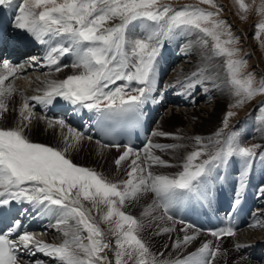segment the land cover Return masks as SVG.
Returning a JSON list of instances; mask_svg holds the SVG:
<instances>
[{"label":"snow or ice","instance_id":"6c2138e0","mask_svg":"<svg viewBox=\"0 0 264 264\" xmlns=\"http://www.w3.org/2000/svg\"><path fill=\"white\" fill-rule=\"evenodd\" d=\"M13 2L0 0V7H11ZM200 2L216 7L215 0ZM237 3L243 12L249 11L244 0H237ZM258 12L264 14V4ZM218 15L219 9L208 11L194 5L174 9L162 0H21L16 8L14 27L23 38L49 46L44 56L45 66L60 72L68 67L60 64L61 59L71 55L74 57L71 67L80 72L61 81H47L42 95L23 99L16 127H0V208L12 201H27L43 214L54 217L55 224L51 226L64 237L60 244L48 243L37 234L21 231V221L13 220L6 233H0V264H24L19 258L21 252L31 256L42 253L54 264H113L106 250L114 251V264H214L221 249L219 244L213 247L211 241L204 242L196 252L183 259H158L141 238L143 222L122 209L127 201L152 194L153 202L143 215L151 216L160 210L161 219L167 215L172 220L168 214L177 202L185 197L205 195V186L214 169L226 166L234 157L244 162L238 181L239 191L233 201L239 206L246 188L245 178L259 145L242 146L234 132L222 140L223 129L215 133L216 139L207 143L196 136L197 149L186 156L182 171L176 176H168L151 170L154 166L173 167L153 155L152 149L175 150L183 147L181 144L161 145L149 140L142 150L143 156L131 145L101 144L103 148L124 149L114 161L117 169L122 162L129 161L127 178L113 182L68 158L67 153L83 138L80 131L70 127L63 118L37 117L34 109L36 104L47 108L60 99L94 113L101 124L137 116L152 97L156 62L164 41L180 32L196 34L201 48L208 49L215 57L224 58L227 83L237 97L232 107L243 106L258 95L264 96V82L257 85L253 75L244 72L246 61L237 58L240 50L234 47L237 38L232 36L225 21L216 19ZM138 21H147L155 27L141 38H129L130 26ZM256 27L264 31V22ZM30 59L33 64L39 63L36 57ZM22 68L23 65L8 62L0 65V117L8 111L7 101L16 92L13 85L5 82L15 78ZM214 75L207 65L198 66L182 82L177 81L185 89L180 94L192 95L201 85H205L203 90L207 91V85L214 82ZM259 112V119L264 123V106ZM234 115L233 111L226 113L223 128L228 127V120ZM33 118L45 120L49 128L58 125L65 147L60 149L28 139L25 129ZM64 129L68 135L63 134ZM153 135L183 139L165 132ZM69 136L72 142H69ZM259 192L264 196V187ZM84 201L91 207H86ZM93 209L99 214V220L92 214ZM2 219L0 212V221ZM179 222L185 225L181 231L186 234L174 242L175 249L192 243L205 231L197 229L193 234H187V229L194 226L183 220ZM101 224L108 225L107 231ZM173 230L165 227L163 232ZM207 233L219 241L236 236L237 230L227 226L209 229ZM108 235L115 237L114 245L106 239ZM235 247L239 250L242 246ZM159 255L163 256V253ZM29 264L45 262L35 260Z\"/></svg>","mask_w":264,"mask_h":264},{"label":"bare ground","instance_id":"6f19581e","mask_svg":"<svg viewBox=\"0 0 264 264\" xmlns=\"http://www.w3.org/2000/svg\"><path fill=\"white\" fill-rule=\"evenodd\" d=\"M221 2H222V0H221ZM16 5L17 4H12L11 7L4 6L5 7V13H6V21L8 24V28L10 29V39H12V41L18 42L17 44L20 46V48L17 47V49L20 51L22 50L21 48H22V45H24V44H27L28 48L33 47L34 50H32V51L26 50V52L31 51L30 53H26V56H23L25 53L23 50L22 51L23 53L21 54L22 58H24L23 61L11 60V58H9V56L3 57L1 59L0 65H2V63H4V62H8V63H11L13 65H23V68L20 69V71L17 73V76L15 78H10L9 81L5 82L6 85L11 84L16 89V92L13 94L11 99L7 101L8 111L5 112L3 114V117L0 118L2 120L0 127H5V128H11V127L17 126V124L19 123V120H20L18 111L22 105L23 99L31 98L32 96H36V95H42L47 81H50V80L61 81L69 75L78 74L80 72V69H75V68L71 67V64H72L73 59H74L73 56L70 59L68 67H64L60 72H56L53 67L45 66L46 62L44 61V56H45L46 52L48 51L49 46L48 45H41L34 40L26 39V38L22 37V34L20 33V31L14 27V16L16 14V8H17V7H15ZM235 19H237V18H235ZM133 27L134 26L131 27V34L129 35V38H141V33L137 32L138 30H140L141 27L138 26L134 29H133ZM142 33H143V30H142ZM177 35L183 36V33L181 32L180 34H177ZM177 35L171 37V39L174 40V44L176 43ZM182 41L187 42L185 44V46H188V47H186L185 49L183 48L181 51H178V52L177 51L171 52V57L174 58L175 61H174V63H171V64H168V62L166 61L167 65H164V67L165 68L171 67V70L167 74L166 79H165V83H163L162 88L156 89V91H159L158 93L156 91H153L152 97H151L152 99H158L159 103L162 106H165L162 103V101H164L162 94L166 92L167 94H165V95H167L169 97V101L174 98L176 100H179V103L170 104V105L168 104L167 105L168 107L163 111L164 114H166V115H162V116L154 115V118L152 116V119H155V118H157V119H156V122H155L153 130H152V136L150 138L152 143H155V144L157 143V141H155L157 135H153V133L159 132V129L163 125L164 118L170 117V119H179L180 125H179V128H177L176 132H177V135L182 136L183 139L182 140H176V144L183 145V147L179 148L178 150L185 151L187 149V153H186V155H185V153H183L182 158H179L178 160L177 159L173 160V161H175L176 164L171 163V160H170L171 158H168V156L165 157L166 158L165 161H167V160H168L167 162L170 161L169 163H171L173 166H175V168L180 167L181 170H182L181 166L184 163L185 158H186V157L184 158V155L187 156L193 150L197 149V145L195 143V140H193V138L196 135L197 136L198 135L204 136L206 134V133L201 132V130L199 129L200 126L205 124V123H208L211 119H214L215 117H217V114H216L217 112L215 113V111H216V108L218 106V101H219L220 97L222 96V94L226 93L228 91V84H227V82L224 81V78H223L224 73L222 72V69L219 67L218 70L216 69L217 72L216 73L214 72L215 73L214 82L207 85V88H208L207 91L203 90L205 85H201L200 89L195 91L192 95L180 94V93L185 92V89L182 88L181 85L179 83H177V81L182 82L184 80L185 76H188L189 74H191L192 71H194V68L196 66L207 65L211 69L210 65L219 63V61L221 59L219 57L215 58V56L212 55L213 59H211L210 62L209 61L207 62L206 57L211 54V52L208 49H203L200 47V45L196 46V47H192L190 49V44L193 45L194 42L190 38H186V39L184 38V39H182ZM164 43H166V42H164ZM178 48L180 49L181 47H178ZM163 50L168 51V48L163 49ZM175 50H177V48H175ZM17 54H19V52ZM253 55H254L253 57L256 58L258 61L257 65L262 67L261 59L258 57L260 54L257 55V53L254 52ZM31 57H36L37 61L39 63L33 64V62L30 59ZM162 57H165L164 53H163ZM157 60H158L159 65H160V60L158 58H157ZM160 66H161V69L163 70V66L162 65H160ZM262 69L264 70V65H263ZM0 70H2V69H0ZM62 74H65V76H63L61 78ZM174 84L176 85L175 87H173ZM133 86H135V85H133ZM56 102H65V101L58 99ZM31 103L35 104V102H31ZM53 105H51V107ZM256 106L257 105L254 102L253 104L250 105L249 109L248 108L247 109L250 112L251 110H255ZM48 108H50V106L45 108L42 105L36 104L35 109H34L36 116L37 117H40V116H47L48 117L49 115H46V113H45V109H48ZM85 114H86L85 110L81 109L80 115H85ZM180 114L182 117H184L183 120L179 118ZM214 114H216V115H214ZM11 121L15 122V124L8 123ZM211 122H212V120H211ZM215 122H216V120H215ZM217 122H219V120ZM236 122H234V123H236ZM66 123L70 127L76 129L74 126L69 124L67 121H66ZM254 123H253V125H255L256 127L262 125L258 121L254 122ZM221 124H223V122L218 124L217 127H221ZM44 128L45 129L47 128V123L45 122V120L33 118L30 126L26 128V131H27L26 133L28 135L30 134L31 137L32 136L37 137L40 134L43 135L42 133H43ZM234 129H231L230 131L225 132L224 135L220 139L223 140L226 136L232 134V131ZM217 130L220 131V129H217ZM63 134L68 135L66 129L63 130ZM46 136H48L51 139L52 138L56 139L57 137H61V129L59 128L58 125L55 127H52L45 132L44 137H46ZM211 136L213 137V134ZM87 137L88 136L83 135V138L78 142L80 144V146H83L86 144L87 145L94 144L93 143L94 139L92 138L91 139L92 141H91V140L87 139ZM30 138H28V139H30ZM69 139H72V137L69 136ZM214 139H212V140H214ZM30 140L32 142H35V143L45 141V140L34 141V139H30ZM95 140L99 141L97 139H95ZM41 144L48 145L46 142H41ZM101 144H102L101 142H100V144L97 143L96 147H97V150L100 151V153L103 157H106L107 154H110V155L115 154L116 157H118V153H120V151L122 152L124 150L123 148H121L119 151L115 148H103V147H101ZM48 146H52V144H50ZM56 146H52V147H56ZM56 148H60V147H56ZM62 148H64V147H62ZM74 148L75 147H73V149ZM191 148H192V150H191ZM75 151H77V149H75ZM102 153H104V155ZM67 156H68V158H70L73 161V163L77 164L78 166L88 167L87 164L85 165L84 163H79L78 161H76L74 158H72L68 154H67ZM141 156H143V154H141ZM233 161H234V159L232 158V161L230 162V165H229V166L232 165L230 167L231 171H234V169H236V168L237 169L242 168L241 165L239 167L236 166ZM197 162H199V161H197ZM225 167L226 166H221V169H224ZM166 168L169 169V167H166ZM91 169L96 170L97 172L101 173L104 176V174L101 172V170L99 168L92 166ZM164 169H165V167H164ZM250 173H252V175H255L254 180H255V182H257L258 178H257V172L255 170V166H254V170H250ZM217 177H219V178H217ZM110 180H111V178H110ZM226 183H227L226 177L221 174V175H217L213 179H211V185L210 186L212 187V189L218 188V189H222L223 191L227 190V192H228ZM249 189H250V184L247 185L246 193L244 191L242 192L241 197L244 196L245 200L250 202L252 200L250 199V196H249ZM225 194H226V192H225ZM150 195H152V194H146V195H144V197L149 198ZM225 203L228 204L226 201H225ZM258 203H259L258 206L260 208L256 209L257 210L256 218L253 220V222L248 223V225H249L248 227L243 228V229H239L237 231V234L235 236L236 241L234 243L235 245L233 246L232 251L233 252H241L240 251L241 249L237 250L235 247L236 245L239 244L242 246L241 248L244 252H251L253 254H256L257 257L260 256L259 257L260 258L259 263L264 264V196H262L259 191H258ZM84 204L86 207L91 206V204L87 201H84ZM249 204H250V206L253 207V205L251 203H249ZM23 206H24V210L27 209V213L31 216V221H34L33 223H35L37 221V223H35V224H37V228L40 229V230H35L33 232H30V233L37 234L39 239H41L45 242H48V243H53V244L62 243L64 237L62 235H60V231L57 232V228L51 226V225L55 224V218L54 217L43 214L39 209H37L33 205L29 204L27 201L23 202ZM218 206H219V209L217 211L215 210V212L210 214V217H212L213 215L216 216L215 221L212 218H210V222L212 225L211 227H214V225L217 224L215 226V229L221 228L223 226L219 217L223 216L226 213V211L223 210V207L221 206V204H219ZM237 207L238 206H235V208H237ZM258 210H259V215H258ZM143 211L145 212L146 208L143 209ZM255 211L252 210V214H255ZM92 214L94 216H96L97 220H99L100 216L95 209H93ZM158 214L161 215L162 212L160 211V212H158ZM233 214H234V212H233ZM139 217H141V216H139ZM143 218L142 219L138 218V220L142 221ZM165 219L168 220L167 218H165ZM199 221H201V220H199ZM194 222H197V221H194ZM253 225H256V226H253ZM101 227L103 229H105V231H107L108 225L101 224ZM49 230H50V232H49ZM187 230L190 232V234H193V232L197 229L190 228ZM199 237H202V238L203 237H211V235L208 234L207 232H202V234ZM106 239H108L114 245V242H115L114 236L108 235L106 237ZM223 239H226V237ZM253 244H255L256 247L251 249V246ZM257 246H261L262 248L259 249ZM106 255L108 256V259L110 261H113V264H114V260H115L114 251L106 250ZM41 256H42V259H40V260L44 261L45 264H49V260L51 258L46 256L48 258V260H47L48 262H46L45 261V255H43L41 253ZM246 256L247 255L245 254L244 255L245 259H246ZM32 257L33 256H31L25 252L20 253V259L22 261H24V264H29L30 261H33ZM248 259L251 260L252 258L248 257ZM129 264H130V262H129Z\"/></svg>","mask_w":264,"mask_h":264},{"label":"rangeland","instance_id":"374dc122","mask_svg":"<svg viewBox=\"0 0 264 264\" xmlns=\"http://www.w3.org/2000/svg\"><path fill=\"white\" fill-rule=\"evenodd\" d=\"M244 2H245V4H247L249 6V11L247 13L243 12L240 9L239 4L237 3V0H222V2H221V0H215V4H216L215 8L210 6V5L201 3L200 0H162V3L171 5L174 9H180L183 6H188V5L198 6V7L204 8L205 10H208V11H217V9H219V15L216 17V19L223 20L226 22L227 25L230 26V31L232 33V36L237 38V43L234 45V47H236L240 50L239 56L237 58L246 61V66H245L244 72L245 73H251L254 77V80L257 82V85H258V84L264 82V70L262 69V67L264 65V31H260L256 27V25L258 23L264 22V14H261L258 12V9L260 8V6L262 4H264V0H244ZM15 7H17V5ZM242 16H246V18L242 19L241 18ZM235 18H237V19H235ZM138 26H140V25H137L135 27H138ZM131 27L132 26H130L128 35L131 34ZM135 27H133V29ZM142 27L140 28V30L137 31L138 33H141V37L147 35L150 31L153 30V27H151L147 21H142ZM142 30H143L144 34L142 33ZM182 33H183V36L177 35V37H176L177 40H176V43L174 44V46H175V48H177V50H175V51L178 52V51H181L183 48L185 49L186 47H188V46H185V44L187 42L182 41V39H184V38L185 39L190 38L194 42L193 45L190 44V49L192 47L199 46V44L197 42V35L196 34L185 33V32H182ZM178 47H181V48L179 49ZM210 48H211V43L209 44V49ZM30 52L31 51L25 52L24 54L30 53ZM254 52H256L257 55L260 54L258 57L261 59L262 67L257 65L258 61L256 58L253 57ZM212 57L213 56L211 53L210 55H208L206 57V61L210 62L211 59H213ZM219 58H221L219 63L210 65V67H211V70H214L215 73L217 72V70L220 67L222 69V72L224 73V77H223L224 81L227 82V74H226V71L224 68V58L223 57H219ZM162 66H163V70L161 69L159 76L155 79L154 91H156L157 88H160V89L162 88L163 83H165L166 76L169 73V71L171 70V67L165 68L164 65H162ZM196 67H198V66H196ZM196 67L194 68V70L196 69ZM63 76H65V74H62L61 78ZM185 77H187V76H185ZM156 92L158 93L159 91H156ZM222 96L220 97V99L218 101V106H217L216 111H215V113L217 112L216 113L217 117H215L214 119H211L212 122L210 120L208 123L201 125L199 129L201 130V132L206 133V134L204 136L203 135H198V136L202 137L203 140L205 141V143H207L209 140H212L214 138L216 139L215 133L218 131L217 129H220V130L223 129V133H225V132H228L231 129L235 128L232 131V133L234 132L237 134L238 142L242 146L251 147L253 145H259V147L256 149L257 156L254 159V161L256 163L255 170L257 173H259V178L263 179L264 178V159H262L261 157H264V123H262L259 119V117L261 116V113L259 112V108L261 106H264V96L258 95L253 100L245 103L243 106L232 107V105L236 103L237 97H235V95H234L229 84H228V91L226 93H223ZM254 102L257 105L256 109L251 110L249 112L248 109H249L250 105L253 104ZM228 111H233L234 113H236V115L229 118L228 127L223 128V124H221V127H217L218 124H220L224 121L226 113ZM216 114H214V115H216ZM163 115H166V114H164V112H163ZM179 118L182 120L184 119V117H182L181 114H180ZM156 119L157 118L152 119L154 121V124L156 122ZM215 120H216V122H215ZM218 120H219V122H217ZM256 121H258L262 125L257 126V127L255 125H253V123ZM1 122H2V120L0 119V125H1ZM234 122H236V123H234ZM8 123L15 124V122H13V121L8 122ZM179 125H180L179 119H170V117L164 118L163 125L159 129V132H165V133H171V134L177 135L176 131H177V128H179ZM153 127H154V125H153ZM49 129L50 128L47 126L46 129L45 128L43 129V133H42L43 135L40 134L37 137L32 136L33 138L31 137L30 134L28 135L26 133L27 131L25 129V135L28 138L31 137L30 139H34V141L45 140V141H41V142H46L48 145L52 144V146L57 145L56 147H60V149L62 147H65L64 143L61 140V137H57L56 139L55 138L51 139L48 136L44 137L45 132ZM212 134H213V137L211 136ZM193 140H194V138H193ZM71 141H72V139H69V142H71ZM155 141H157L156 144H161L162 143L161 141H164L163 143H165V144H163V145L176 144V140L169 138V137L157 136ZM41 142H39V143H41ZM93 143L94 144H91V145L86 144L83 146H80L79 143H76L75 148L74 149L72 148L67 154L69 156H71L72 158H74L79 163H84L85 165L87 164L89 168H91L92 166L99 168L101 170V172L104 174V176L106 175L105 176L106 178H108L109 180L111 178V181L119 182V181L126 179L127 178L126 173L128 171L129 161L122 162V165L120 166V168L117 169L116 165L114 164V161L118 157H116L115 154H113V155L107 154L106 157H103L101 155L100 151L97 150V147H96L97 141L95 139H94ZM153 144H155V143H153ZM75 149H77V151H75ZM191 150H192V148H191ZM193 151H195V150H193ZM139 152H140V154H143V151H139ZM152 152H153V155L159 156L162 160H165L166 159L165 157L168 156V158H171L170 159L171 163L176 164L175 161H173V160H176V159L178 160L179 158H182L183 153H185V155H186L187 149L185 151H181L178 149L167 150V151H162L160 149H155V150L152 149ZM120 153H122V152L120 151ZM120 153H118V156L120 155ZM102 154L104 155V153H102ZM185 155H184V158L186 157ZM234 158L237 161H241V163H237V164L243 163V166H244V162L242 161L241 158H238V157H234ZM235 159L233 162L236 165ZM243 168L244 167H242V169ZM242 169L240 172H242ZM151 170L155 174H163V175H168V176H176L180 171H182L180 167L175 168V166H173L171 168L169 167V169L166 167L164 169L163 166H154ZM240 179H241V177L238 179V181ZM151 196L152 195H150L149 198H145L144 196H142L137 200L127 201L122 210L125 211L127 214H130L136 218L138 217V218L142 219L144 217L142 220V222L144 224V228H143V231L140 233V235H141V238L143 239V241L149 247L150 252L152 253L153 256H156L158 259L168 260V261H175L177 258L183 259V258L187 257L188 255H190L191 253L196 252L197 249L204 242L211 241L213 244V247H215L217 244H219L220 249H221V254L217 256L216 260L214 261V264H261V263H259L260 260H257L256 257H255L256 259L253 257V259L250 260L246 256V259H245L244 258L245 252H242L241 250H240L241 252H233L232 251V248L235 245L234 243L236 241L235 236L234 237H226V239H221L219 241H217L216 238H214L212 236L211 237H203V238L198 237L192 243H190L186 246H182L180 249L173 248L172 245L174 244V242L177 239H182L183 236L186 234L185 232L181 231V229L183 227H185V225L180 224L173 219L169 220L167 218V216L166 217L163 216V218L161 219L160 216H162V214L161 215L158 214V212H160L159 210L154 211L151 216L145 217L143 215V213H144L143 209L146 208V210H147L148 206L152 204L153 196L152 197ZM138 215L141 217H139ZM165 218H167L168 220H166ZM165 227L172 228L174 230L171 232L165 233V232H163V229ZM49 232H50V230H49ZM57 232H59V230H57ZM187 234H190V232L188 230H187ZM60 235H62L61 232H60ZM160 253H163V256H160L159 255ZM34 260H40V259H38V256H37L36 258L33 259V261ZM47 260H48V258L45 256V261L48 262ZM49 264H54L52 259L49 260ZM130 264H131V262H130Z\"/></svg>","mask_w":264,"mask_h":264}]
</instances>
